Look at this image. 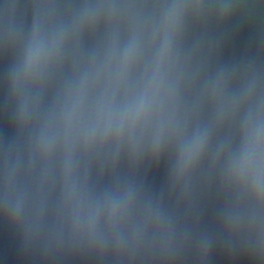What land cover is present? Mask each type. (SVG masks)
Masks as SVG:
<instances>
[{"label": "water", "instance_id": "95a60500", "mask_svg": "<svg viewBox=\"0 0 264 264\" xmlns=\"http://www.w3.org/2000/svg\"><path fill=\"white\" fill-rule=\"evenodd\" d=\"M0 264H264V0H0Z\"/></svg>", "mask_w": 264, "mask_h": 264}]
</instances>
